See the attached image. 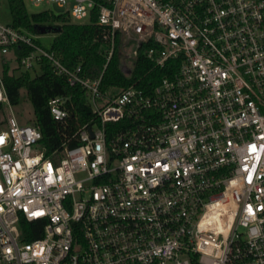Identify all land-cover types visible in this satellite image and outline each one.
Listing matches in <instances>:
<instances>
[{"label":"built area","instance_id":"built-area-1","mask_svg":"<svg viewBox=\"0 0 264 264\" xmlns=\"http://www.w3.org/2000/svg\"><path fill=\"white\" fill-rule=\"evenodd\" d=\"M29 2L95 14L106 61L84 75L0 15L3 61L47 59L96 118L46 155L0 75V264H264V0ZM141 45L169 73L103 91L115 47L129 76ZM65 100L48 101L54 119Z\"/></svg>","mask_w":264,"mask_h":264},{"label":"trees","instance_id":"trees-1","mask_svg":"<svg viewBox=\"0 0 264 264\" xmlns=\"http://www.w3.org/2000/svg\"><path fill=\"white\" fill-rule=\"evenodd\" d=\"M8 6L9 24L22 31L38 35L53 33L50 49L54 50L61 62L74 68L80 65L82 73L90 77L100 74L106 61V40L104 29L96 23V15L84 22L75 21L67 12L43 9L29 11L25 0H5ZM39 42V39L36 38ZM119 43V36L116 39ZM40 43V42H39ZM117 46V44H116ZM147 45H141L134 58L132 73L127 76L120 68L118 47L110 57L101 78L103 91L125 87L129 84L150 89L159 79L169 72L164 67H153L145 56ZM0 75L10 103L19 102L21 89L25 90L27 99L33 108L30 124L37 125L42 133L39 145L46 155L54 150H61L64 144L72 146L77 143L75 132L87 122L96 118L87 99V92L79 84L69 85L65 77L58 75L47 59H41L31 69H10L9 62L3 61ZM175 65V64H174ZM175 67V66H174ZM56 96L66 97L64 102L68 115L56 120L53 118L48 101ZM3 104L0 102V111ZM122 124L117 122L115 126ZM111 126V123H109ZM39 234L29 235L31 239Z\"/></svg>","mask_w":264,"mask_h":264},{"label":"rangeland","instance_id":"rangeland-1","mask_svg":"<svg viewBox=\"0 0 264 264\" xmlns=\"http://www.w3.org/2000/svg\"><path fill=\"white\" fill-rule=\"evenodd\" d=\"M26 2V6L27 9L29 11H40L43 9H52L53 11H62L63 9L58 7L57 5L53 4V3H42L38 6H34L32 5L29 0H25ZM1 20L3 22H9L10 20V14H9V10H8V6L5 0H2L1 2ZM54 34L47 32V33H41L38 34V39L39 42L46 47H49L51 44V41L53 39ZM10 55H1L0 53V71L2 70V67L4 66L3 63V59L5 58H9ZM10 69L12 70H18V65L14 60H10L9 63ZM21 70H25L22 67H20ZM14 111L17 115V118L19 120V122L21 123H28L30 122V120L33 117V108L31 103L29 102V100L27 99L26 93L24 89H21V95H20V99L19 102L13 106ZM4 116H3V112H0V127H3L4 125ZM39 147V145H36Z\"/></svg>","mask_w":264,"mask_h":264},{"label":"clouds","instance_id":"clouds-1","mask_svg":"<svg viewBox=\"0 0 264 264\" xmlns=\"http://www.w3.org/2000/svg\"><path fill=\"white\" fill-rule=\"evenodd\" d=\"M82 10L81 9H77V12H81Z\"/></svg>","mask_w":264,"mask_h":264}]
</instances>
